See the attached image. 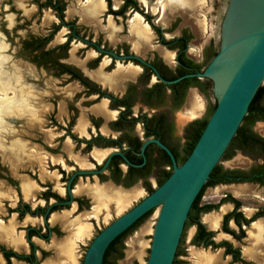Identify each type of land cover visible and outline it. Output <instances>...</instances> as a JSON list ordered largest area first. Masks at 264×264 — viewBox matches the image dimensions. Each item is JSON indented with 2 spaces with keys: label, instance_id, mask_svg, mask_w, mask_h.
Returning <instances> with one entry per match:
<instances>
[{
  "label": "flooded vegetation",
  "instance_id": "obj_1",
  "mask_svg": "<svg viewBox=\"0 0 264 264\" xmlns=\"http://www.w3.org/2000/svg\"><path fill=\"white\" fill-rule=\"evenodd\" d=\"M206 1L193 8L201 0L184 4L182 0H0V18H4L0 22V103L8 98L12 107L20 97L25 100L14 114H1L0 151L6 150L3 135L24 137L23 131L9 129L8 122L38 131L41 102L51 103L49 124L56 131L54 136L45 134L46 141L32 137L29 143L23 139L13 143L17 154L29 146L41 147L49 156L50 171L43 178L24 176L23 183L10 173L0 176V183L10 188L3 193L0 186V200L6 206L2 215L12 220H0L2 264H69L56 246L48 250L36 241L49 245L54 237L57 241L65 236L61 220L53 219L56 214L76 218L87 213L94 220L108 209L95 214L87 189L76 193L80 186L108 187L120 199V190L133 194L140 184L150 195L152 180L158 185L160 171L171 170L157 144L149 143L144 154L142 150L148 142L159 140L182 154L187 128L203 120L188 123L178 137L175 118L184 110L190 92L215 100L205 118L217 103L212 81L187 77L204 72L220 51L230 0H222L217 35L191 53L198 26L185 22L198 18ZM215 8L216 4L214 12ZM13 12L19 15L16 24ZM34 24L44 30L34 32L30 29ZM40 74L49 81L39 80ZM6 82L9 89L3 92ZM259 117L255 125H264V111ZM253 132L260 139L257 154L242 153L261 162L249 170L224 168L231 173L215 178L216 183L206 188L188 216L173 264H187L184 258L191 249L198 264H264V206L247 215L243 202L232 193L216 202L202 201L209 188L219 186H258L264 194V136ZM94 152L105 156L98 161ZM254 169L262 179L258 183L251 181ZM27 182L35 187L29 198L23 192ZM211 215L219 220L217 227L209 224ZM37 221L43 224L35 226ZM70 247L66 244L65 249Z\"/></svg>",
  "mask_w": 264,
  "mask_h": 264
},
{
  "label": "water",
  "instance_id": "obj_2",
  "mask_svg": "<svg viewBox=\"0 0 264 264\" xmlns=\"http://www.w3.org/2000/svg\"><path fill=\"white\" fill-rule=\"evenodd\" d=\"M220 41L219 53L204 72L187 76L212 81L217 101V107L194 150L179 166L172 151L159 140L144 145L143 154L149 143L157 144L168 154L173 165L171 176L106 227L89 246L83 264H103L110 245L153 210L129 234L159 213L147 264L174 263L193 204L221 163L255 96L264 85V0H230ZM78 174L90 175L93 172Z\"/></svg>",
  "mask_w": 264,
  "mask_h": 264
},
{
  "label": "rangeland",
  "instance_id": "obj_3",
  "mask_svg": "<svg viewBox=\"0 0 264 264\" xmlns=\"http://www.w3.org/2000/svg\"><path fill=\"white\" fill-rule=\"evenodd\" d=\"M202 3H203V0H201V2L193 8H198L199 6L202 5ZM214 4H216L215 12L213 10ZM221 7H222V0H207L204 7H202L201 10L198 12L199 13L198 18H195V19L187 18V21L185 22V24L188 23L192 25L193 27H195L196 25L198 26L196 28V31L198 32V38H197V41L194 42L192 46V51H191L193 55L196 54L197 47L200 48L201 46H203L204 43L210 38L211 35L213 36L217 35ZM13 14H14L13 20L16 24L19 15L14 12ZM1 19H4V18H0V22H1ZM6 19L7 18H5V20ZM40 28H41L40 26L34 24L30 29L33 30L34 32L38 30L41 31V29L44 30V27L41 29ZM195 58L197 57L195 56ZM39 80L43 81V83H47L49 81V78H46L44 74L43 75L40 74ZM196 103L199 104L200 108L196 112V115L194 117H190L189 115L193 112L192 109ZM213 103H215L214 99L207 100L201 94L197 93L196 91H191L184 110L178 113L175 118V123L177 125L176 133L178 137L181 138L183 136V130L188 123L196 119H204L207 116L206 115L207 107ZM50 105H51L50 102H41L39 106L37 107L40 111H42V116H41L42 120L40 121V125L38 124V127H39V129H37L38 131H34V132L29 131L28 130L29 125H26V124L24 125L22 123H19L17 125L12 126L8 122L9 129L12 128L15 130V132L18 131V129L23 131L24 137L18 136V134L11 136L10 138H7V137L3 138L4 135L2 136V140L4 139V145L6 147V150L0 151V162L2 164L0 165V176H4V174L10 173L13 177L14 176L16 177V180L18 182L23 183V181L25 180L24 176L26 177L31 176L33 179H35L37 178L36 175L42 176L44 172L50 171L48 167L50 165L49 159H48L49 156L44 152V150L41 147L29 146L28 150L23 154L22 153L17 154L16 150L13 148V143L14 141H16V139H19V140L23 139L24 141L29 143L31 141L30 138L32 137L35 138L36 140L46 141L47 137L45 136V134L54 136L56 131L53 128H50L51 125L49 124ZM189 108H190V111L187 112ZM186 112H187V115H186ZM5 125H6V122H5ZM48 129H50V131L44 132V130H48ZM14 130H11V132L13 133ZM253 130L257 134L264 136V125L263 124H260V123L256 124ZM5 131H7V128ZM233 154L231 155L232 157H229V159H225L221 161L220 165L223 168L249 170L250 168L258 165V163L261 162L260 160L247 156L240 151H235L233 152ZM55 182H58V180H55ZM0 186L2 187L1 192L3 193H6V191L8 192V190H10L9 187L5 188L6 185L3 184V182L0 183ZM152 186L154 189L158 188L157 182L154 179L152 180ZM56 189L57 191H60L59 186H57ZM133 191L136 192V195H133L129 199L127 198V200L124 199V196H121L120 199H123V200H120L119 201L120 203L117 202L116 204L115 203L110 204L108 206V209L98 214L97 218L94 220L87 217V213H83L80 216H77L76 218L68 215L67 213H62L60 215L56 214L55 216H53V219L54 217H58L59 220H61V228L63 229L65 236H63L62 239L57 240V241L54 237L52 242L49 245H44L38 241L36 242L44 246L48 250H52V248L56 246V248L58 249V252L59 251L62 252L61 247L65 246V243H66L65 241H69L72 239L79 225H88L90 227V230L87 236H85L79 243H77V247L75 250V261L74 263H69V264H83V260L87 252V249L90 246L92 240L98 235V233L104 228L108 227L110 224H112L116 219H118L119 217L127 213L135 205H137L141 200H143L144 198L148 196V192L140 184L137 185L133 189ZM227 193H232L239 200L243 202L244 207L246 209L245 213L247 215L251 214L252 212L251 210L259 208L260 206H264L263 190L258 189V186H251V185H244V186L237 187V188H235L234 186H225V187L219 186L217 188H209L206 191L202 201L203 203L216 202L217 200L220 199V197L223 194H227ZM26 200L29 201V199H26ZM3 203H4V200L1 199L0 200V220H4L6 223L7 222L10 223L12 221L11 218H9V221L5 220L8 218L7 217L4 218V216L2 215L5 213L4 211H1L3 210L2 208H6V206H4ZM158 215L159 213H157L155 216H153L148 221L143 223L141 226H139L137 229L132 231L130 234L125 236L121 244L117 246L118 251H116L115 253L111 255L109 259V264H147V261L150 255V248H151V243H152V238H153V232H154V228H155ZM53 219L50 220L52 225L55 224ZM25 224H28V223H25ZM40 224H43V221H37L34 225L41 226ZM190 233L191 231L188 232V236H190ZM49 259L53 260L55 259V256H50ZM184 260L187 262V264H198L195 251L192 249L190 250L188 257L184 258ZM0 264H2L1 261H0ZM43 264H46V262Z\"/></svg>",
  "mask_w": 264,
  "mask_h": 264
},
{
  "label": "trees",
  "instance_id": "obj_4",
  "mask_svg": "<svg viewBox=\"0 0 264 264\" xmlns=\"http://www.w3.org/2000/svg\"><path fill=\"white\" fill-rule=\"evenodd\" d=\"M201 87H202V89H204L205 93H207V86L202 83ZM263 98H264V85L260 87L257 95L255 96V98H254V100H253V102L249 108V113L245 117L243 124L239 128L237 135L235 136L233 142L231 143L230 147L228 148V150L225 153L222 160L229 159V157H232L231 155L235 151L248 153L250 155H256L257 154L258 149H259L260 139L253 132V126L255 125L257 120L260 119L259 113L264 111V107L262 104ZM216 107H217V103L209 109V113H208L207 118H205L201 121H197L187 128L186 143H185V147H184L182 154H179L177 151L171 149L173 154L176 157V160H177L179 166H181L188 159V157L190 156V154L194 150L197 142L199 141L203 131L205 130V128H206L212 114L214 113ZM193 125H194V127H193ZM163 153L167 159V165H169L171 167V170L168 172H165L164 170L160 171L161 177L158 180L159 187L162 184H164L172 174V163L170 161V158L165 154V152H163ZM228 173H231V172H229V170H224V168L220 164L217 165V167L212 172L209 181L205 184V186L203 187L199 196L197 197L195 203L193 204L191 211L189 213V216L192 214L193 209L197 206L200 195L206 190L207 187H209L211 184L216 183V181H214V179L215 178L220 179V177H223V175H226ZM252 173L254 175V178L251 179L252 182L258 183V182L262 181V179L258 176L259 175L258 169H254L252 171ZM148 190L150 193H153L155 191L153 188H150L149 186H148ZM153 212H154V210L149 212L148 214H146L143 218H141L138 222H136L130 229H128L121 236H119L110 245V247L108 248V250L105 254L103 264H109V259H110L111 255L113 253H115L116 251H118L117 246H119L121 244V242L125 238V236L127 234H129V232L131 230H133V228L136 225H138L139 223L144 221L146 218H148Z\"/></svg>",
  "mask_w": 264,
  "mask_h": 264
},
{
  "label": "crops",
  "instance_id": "obj_5",
  "mask_svg": "<svg viewBox=\"0 0 264 264\" xmlns=\"http://www.w3.org/2000/svg\"><path fill=\"white\" fill-rule=\"evenodd\" d=\"M105 156V153L102 152H94V157L98 160L101 161ZM43 178V176H42ZM34 184H32L31 182H27L25 184H23V192L26 198H29L30 195L33 193L34 191ZM85 189H87V191L89 192V194L93 197L94 202H95V207H94V213L97 214L98 212L100 213L102 211V209H106L108 208V206L114 202H118V198L114 197V191L112 189H109L108 187H100L98 185L95 186H90L88 185L87 188L85 187H79L76 191V193H81L83 191H85ZM120 192L123 193H128L127 191H122L120 190ZM109 193V194H107ZM135 195V194H134ZM130 198V197H129ZM128 198V199H129ZM89 218L91 217L90 215L88 216ZM210 220H209V224L212 227H217L219 220L211 215L209 216ZM90 230V227L88 225H79L76 233L73 235L72 239L70 241H67L66 244L67 245H71L70 248H66V244L65 246H62V253L63 255L66 257V260L69 263H74L75 261V250L77 247V243L79 241H81L85 236H87L88 232Z\"/></svg>",
  "mask_w": 264,
  "mask_h": 264
},
{
  "label": "bare ground",
  "instance_id": "obj_6",
  "mask_svg": "<svg viewBox=\"0 0 264 264\" xmlns=\"http://www.w3.org/2000/svg\"><path fill=\"white\" fill-rule=\"evenodd\" d=\"M195 1H198V0H182V3L184 4V3H196ZM138 20V19H137ZM8 85H9V83L8 82H6V83H4V87L3 88H1L2 89V91L4 92V91H6V90H8L9 89V87H8ZM218 88H219V85H218ZM3 101H1V105H0V117H1V114H14L16 111H15V109L17 108V107H23L24 105H25V100L22 98V97H20V99L19 100H16V103H14L13 105H12V107H11V104H10V99H2ZM20 103V104H19ZM199 104L198 103H196L195 105H194V107H193V112L191 113L192 115L193 114H196V112L199 110ZM194 117V116H193ZM125 193H123V192H118L117 193V195H120V196H122V195H124ZM136 195V192H133V194L131 193V194H126V196L124 195V199H126L127 200V198H129V197H132L133 195ZM120 200H123V199H118V202L120 201ZM120 203V202H119Z\"/></svg>",
  "mask_w": 264,
  "mask_h": 264
}]
</instances>
